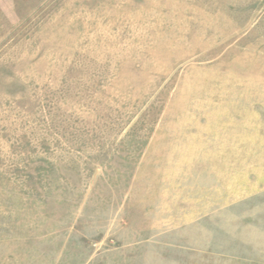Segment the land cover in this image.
Returning a JSON list of instances; mask_svg holds the SVG:
<instances>
[{
  "label": "rangeland",
  "instance_id": "rangeland-1",
  "mask_svg": "<svg viewBox=\"0 0 264 264\" xmlns=\"http://www.w3.org/2000/svg\"><path fill=\"white\" fill-rule=\"evenodd\" d=\"M0 264H264V0H0Z\"/></svg>",
  "mask_w": 264,
  "mask_h": 264
}]
</instances>
